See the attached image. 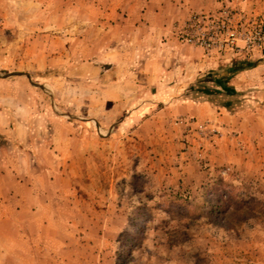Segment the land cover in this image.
I'll use <instances>...</instances> for the list:
<instances>
[{
  "label": "rangeland",
  "instance_id": "374dc122",
  "mask_svg": "<svg viewBox=\"0 0 264 264\" xmlns=\"http://www.w3.org/2000/svg\"><path fill=\"white\" fill-rule=\"evenodd\" d=\"M151 1L157 41L222 8L245 39L118 103L99 28L142 0H0V264H264V0Z\"/></svg>",
  "mask_w": 264,
  "mask_h": 264
},
{
  "label": "crops",
  "instance_id": "0c3cea01",
  "mask_svg": "<svg viewBox=\"0 0 264 264\" xmlns=\"http://www.w3.org/2000/svg\"><path fill=\"white\" fill-rule=\"evenodd\" d=\"M141 3L140 7L143 10L141 14L145 19L144 22L126 20L113 24L109 22L102 23L99 31H104L103 36L106 37V44L104 43L99 54L102 59L104 58L108 61L115 60V62H113L114 65L117 68L128 69L127 73L130 68L134 69L135 61L139 62L142 60L145 66H152L154 68L153 71H146L147 78L149 79L147 80L150 82L152 78L154 79L153 82L156 86L154 92H157V94L165 93L167 89L168 91L175 90L179 87V84H183V80L186 78L185 76L188 75L184 69H191L190 77H192L193 74L196 76L209 68L210 61L208 62L202 50L181 45L172 38H167L166 41H157L154 37L151 38V31L155 29L154 23L151 21L155 5L151 0H142ZM183 4L186 6V9H209L218 7V3L215 0H183ZM133 7L135 8V6ZM113 10L114 9H110L109 14H112ZM187 14L184 13L183 17L185 18ZM142 31L149 32L148 40L140 36ZM189 52H191L193 56L189 55ZM113 67L114 66H112V68ZM165 67L166 73H162V69ZM166 75H169L168 77L182 75V77H180L179 83L166 85L165 82H163V77ZM126 76L128 78L127 83L130 84L132 89L126 90V88H123L124 86H120V81L111 85L113 91H111L110 94L116 93L115 98L118 103L124 102L123 94L138 91L135 82L131 80L133 75L128 73ZM109 96H107L106 99H114V96ZM36 215L35 211L30 213L26 218V225L33 223L32 220ZM0 221H3V219L0 218Z\"/></svg>",
  "mask_w": 264,
  "mask_h": 264
},
{
  "label": "built area",
  "instance_id": "2783aa9c",
  "mask_svg": "<svg viewBox=\"0 0 264 264\" xmlns=\"http://www.w3.org/2000/svg\"><path fill=\"white\" fill-rule=\"evenodd\" d=\"M236 16L227 8L217 12H192L177 28L179 41L200 48L208 56L214 52L225 53L237 47V40L245 35L235 28ZM261 32H259V35ZM250 41L246 47H251Z\"/></svg>",
  "mask_w": 264,
  "mask_h": 264
},
{
  "label": "trees",
  "instance_id": "16d2710c",
  "mask_svg": "<svg viewBox=\"0 0 264 264\" xmlns=\"http://www.w3.org/2000/svg\"><path fill=\"white\" fill-rule=\"evenodd\" d=\"M224 77H221V80H217V84L221 87V89L226 90L225 85L223 84Z\"/></svg>",
  "mask_w": 264,
  "mask_h": 264
}]
</instances>
